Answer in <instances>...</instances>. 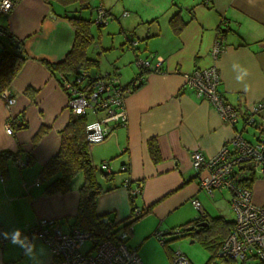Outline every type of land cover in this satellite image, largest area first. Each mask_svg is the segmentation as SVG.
Returning <instances> with one entry per match:
<instances>
[{
  "label": "crops",
  "instance_id": "1",
  "mask_svg": "<svg viewBox=\"0 0 264 264\" xmlns=\"http://www.w3.org/2000/svg\"><path fill=\"white\" fill-rule=\"evenodd\" d=\"M99 4L107 11L108 21L94 47L109 57L101 66L100 57L87 55L97 61L90 67L96 70L94 74H116L120 83L128 84L138 74L136 56L153 54L162 62L159 69L145 72L142 84L126 97L127 123L90 145L94 166L101 169V163L107 161L109 172L102 170L111 175L109 181L99 180L103 188H111L97 197L96 212L119 228L133 207L142 211L132 222L126 241L136 248L142 264H170L173 249H180L190 264H208L217 258V247L206 248L191 235L176 238L171 232L214 218L233 225L231 192L222 189L212 196L206 194L199 178L207 172L197 174L190 155L198 149L207 158L213 157L235 133L249 142L259 136L256 127L245 126L244 117L249 106L264 101V47L260 45L264 0H93L89 6L79 7L95 11ZM74 5L79 3L16 0L9 12L0 14V26L22 41L27 55L6 88L16 102L7 106L0 97V151L13 153L5 170H0V232L9 234L0 243V264H58L39 238L28 244L24 236L43 218L73 227L83 176H76L69 192L46 195V181L40 175L58 153L60 131L72 116L66 92L44 61H61L71 50L75 30L67 17ZM174 15L178 29L170 23ZM126 34L139 40L135 50L126 48ZM217 38L227 46L217 62L222 78L218 90L237 109L233 126L224 123L211 104L196 98L194 90L185 85L186 74L212 64L210 49ZM7 44L0 33V52ZM20 119L25 126L7 132L6 123ZM40 129L44 132L38 136ZM150 142L158 149L157 160L151 156ZM138 187L139 192L131 195ZM251 191L254 203L264 207V174L255 175ZM193 199L204 212L203 218ZM221 220L215 234L219 241L232 227ZM156 231L167 243L162 245L155 238ZM187 237L188 244L183 240Z\"/></svg>",
  "mask_w": 264,
  "mask_h": 264
},
{
  "label": "built area",
  "instance_id": "2",
  "mask_svg": "<svg viewBox=\"0 0 264 264\" xmlns=\"http://www.w3.org/2000/svg\"><path fill=\"white\" fill-rule=\"evenodd\" d=\"M15 2L16 0H0V14L9 12ZM126 14L127 12L123 15ZM107 21V11L102 4L97 5L93 22L102 26ZM138 43V39L125 35L126 48L135 50ZM260 45L264 47V40ZM226 49L223 40L217 38L210 49L212 64L206 68L194 69L184 79L185 85L194 90L196 98L211 104L222 121L233 126L238 120L237 109L218 90L222 78L217 62ZM161 62V58H154L153 54L147 57L136 56L134 65L138 74L128 84L120 83L116 74H93L89 69H81L74 74H59L58 81L67 95L68 110L74 115L88 117L91 113L95 116L85 126L86 140L90 145L103 141L113 128L127 123L126 97L142 84L144 73L159 69ZM0 97L7 106L16 102L15 97L6 89L0 93ZM16 123L20 124V121L17 120ZM244 124L257 128L259 136L254 142L235 133L213 157L207 158L198 149L193 150L190 155L194 171L197 174L201 170L207 172L199 178V186L206 194L212 196L215 191L222 189L231 192L230 205L235 213V220L232 230L218 250L220 264L243 262L249 257L264 261V207L254 203L251 189L238 182L237 171L244 164H249L256 174H264V101L247 108ZM5 126L7 132H13L10 121ZM101 169L109 172L107 161L101 163ZM122 169L126 170L127 167L123 166ZM39 181H36V185H39ZM128 184L129 181L125 180V185ZM138 192L139 187L130 194ZM192 203L199 211V216H203L204 212L198 201L193 199ZM141 214L140 209L133 207L130 217L124 223L125 227L116 228L101 237L90 231L64 226L55 219L43 218L35 223L24 239L31 244L32 238H39L58 264H142L136 248L129 247L126 243L132 230L131 220ZM106 222L112 224L107 219ZM171 233L174 236L184 234L181 228H175ZM154 236L164 244L161 232L156 231ZM3 242L4 236L0 232V243ZM170 264H190V261L180 249H173Z\"/></svg>",
  "mask_w": 264,
  "mask_h": 264
},
{
  "label": "trees",
  "instance_id": "3",
  "mask_svg": "<svg viewBox=\"0 0 264 264\" xmlns=\"http://www.w3.org/2000/svg\"><path fill=\"white\" fill-rule=\"evenodd\" d=\"M64 1L69 3L77 2L80 7L82 4H87L89 6L90 2V0ZM67 18L75 30V38L71 50L61 61H44L45 66L57 78L59 74H74L81 69H89L97 63L96 60L90 59L87 56V48L92 43V36L89 33V25L92 21L78 16H69ZM177 20V15H174L170 19L171 25L176 29L180 28L175 25ZM2 27L6 31L3 35L6 37L8 44L3 45L0 52V93L9 86L27 58L22 41L9 33L5 26ZM15 43H17L20 48H15ZM19 121L20 124H17L16 120L12 122L14 128H23L25 126L22 119ZM87 122L88 120L86 116L72 114L66 127L60 131V149L58 153L51 157L43 166L40 179L46 181L43 192L46 195H52L69 192L72 189L74 179L77 175L81 174L83 176V181L79 187V201L77 213L73 219V227L90 231L95 236L101 237L105 233L111 232L117 228L116 224H108L104 221V219H107L106 216L99 215L96 212L97 197L102 192L111 188H103L99 180L100 178H103L109 181L111 175L102 169H97L92 162L90 144L86 140L85 126ZM43 132L44 129H40L38 136ZM149 148L152 158L157 160L159 158V153L156 145L150 142ZM12 157V152L8 150L0 151V170H5L7 161ZM237 171L239 173L238 182L241 183L242 186L251 189V184L256 175L254 169L249 164H244ZM201 218H203V216H201ZM136 219L137 218L131 220V223ZM219 220L221 219L214 218L212 220H205V222L208 223V226L201 228L198 233L194 230L187 231L188 226L179 227L184 232V234L180 236L191 235L206 248L213 246L217 247L219 250L223 240L234 226V222L232 225V222L221 220L222 224L229 226L232 225V227L227 235L219 241L215 236L218 232L216 225ZM196 224L197 221L193 222V225ZM125 226L126 224H123L121 227ZM180 236H176V238ZM165 243L167 242L164 240V244Z\"/></svg>",
  "mask_w": 264,
  "mask_h": 264
},
{
  "label": "rangeland",
  "instance_id": "4",
  "mask_svg": "<svg viewBox=\"0 0 264 264\" xmlns=\"http://www.w3.org/2000/svg\"><path fill=\"white\" fill-rule=\"evenodd\" d=\"M69 14L71 16H78V17H82L84 19H88L90 21H92L89 25V33L92 36V40L93 42L88 46L87 48V55L89 54V56L94 57V58H99L100 57V62H101V66L104 64H107V59L109 57V55L103 53L102 51L99 50V48L94 47V45L96 44V42L99 41V35H100V31L103 30L102 26H97L93 21L95 19V11H93L90 8H80L79 5H74L71 6L69 8ZM94 38V39H93ZM138 46V45H137ZM137 48V47H136ZM97 53H100V55H97ZM136 67V66H135ZM137 68V67H136ZM91 73H95L96 70L90 69ZM93 114L89 113L88 118H90ZM99 115V114H98ZM183 240H185V243H189L190 239L187 238H183ZM177 247V245H174L173 247ZM234 262V261H231ZM247 264H264V261H261L260 259L256 258V257H249L247 258L245 261H243ZM208 264H220V260L218 258H216L214 261L212 262H208ZM229 264V263H227Z\"/></svg>",
  "mask_w": 264,
  "mask_h": 264
},
{
  "label": "water",
  "instance_id": "5",
  "mask_svg": "<svg viewBox=\"0 0 264 264\" xmlns=\"http://www.w3.org/2000/svg\"><path fill=\"white\" fill-rule=\"evenodd\" d=\"M90 3L92 4L93 0H90ZM5 32H6L5 29L2 26H0V33H5ZM14 47L20 48V46L17 43L14 44ZM104 221H106V219H104ZM206 226H208L207 222H198L196 225L189 226L187 228V231H193L194 230L196 233H198L201 228L206 227Z\"/></svg>",
  "mask_w": 264,
  "mask_h": 264
},
{
  "label": "clouds",
  "instance_id": "6",
  "mask_svg": "<svg viewBox=\"0 0 264 264\" xmlns=\"http://www.w3.org/2000/svg\"><path fill=\"white\" fill-rule=\"evenodd\" d=\"M19 234H20V231H19V230H16V235H19ZM8 235H9L8 233H5V234H4L5 238H7ZM25 255L31 256L32 254L26 252Z\"/></svg>",
  "mask_w": 264,
  "mask_h": 264
}]
</instances>
